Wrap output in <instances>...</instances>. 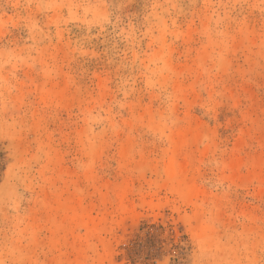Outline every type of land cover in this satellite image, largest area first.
Returning a JSON list of instances; mask_svg holds the SVG:
<instances>
[{"label":"rangeland","instance_id":"obj_1","mask_svg":"<svg viewBox=\"0 0 264 264\" xmlns=\"http://www.w3.org/2000/svg\"><path fill=\"white\" fill-rule=\"evenodd\" d=\"M0 264H264V0H0Z\"/></svg>","mask_w":264,"mask_h":264},{"label":"bare ground","instance_id":"obj_2","mask_svg":"<svg viewBox=\"0 0 264 264\" xmlns=\"http://www.w3.org/2000/svg\"><path fill=\"white\" fill-rule=\"evenodd\" d=\"M169 170V169H168ZM168 173V172H167Z\"/></svg>","mask_w":264,"mask_h":264}]
</instances>
